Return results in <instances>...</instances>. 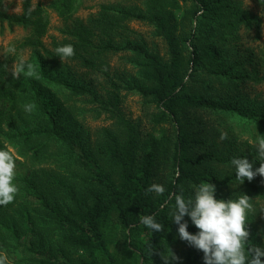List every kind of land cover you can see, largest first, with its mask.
Here are the masks:
<instances>
[{
    "label": "trees",
    "instance_id": "1",
    "mask_svg": "<svg viewBox=\"0 0 264 264\" xmlns=\"http://www.w3.org/2000/svg\"><path fill=\"white\" fill-rule=\"evenodd\" d=\"M257 1L264 12V0ZM80 7V0L51 1L49 9L70 24L63 39L47 49L42 38L48 15L40 7L31 10L30 0H22L21 13L11 15L0 0V24L29 29L21 45L36 59L32 77L8 76L0 65V150L11 146L33 169L13 178L19 191L12 203L0 206V253L7 255V264H146L165 253L168 237L178 233L170 215L174 196L183 191L188 198L203 182L215 185L216 199H237L240 193L252 199L245 223L251 243L264 247L253 216L255 201H264V178L240 184L234 169L228 176L202 169L236 157L235 148L219 146L217 127L202 114L264 136V107L211 98L194 84L199 71L249 80L236 69L242 62L228 63L233 55L227 44L237 40L240 29L259 40L264 16L233 0H143L142 7L102 4L85 24L73 18ZM134 21L153 28L167 59L144 40L131 38L128 24ZM68 44L75 55L60 60L55 50ZM117 54L128 57L129 71L110 70L108 59ZM71 65L100 75L103 83L76 78ZM128 94L154 107L152 130L123 115L120 106ZM29 103L36 105L31 114L24 111ZM89 113L114 121L94 141L80 128ZM251 163L260 166L253 158ZM152 184L163 185V195L146 194ZM147 215H154L164 231L146 228L140 216ZM184 221L189 233L198 232L189 217ZM184 264H204L203 253L192 248Z\"/></svg>",
    "mask_w": 264,
    "mask_h": 264
},
{
    "label": "rangeland",
    "instance_id": "2",
    "mask_svg": "<svg viewBox=\"0 0 264 264\" xmlns=\"http://www.w3.org/2000/svg\"><path fill=\"white\" fill-rule=\"evenodd\" d=\"M31 10L41 8L44 14L48 15L49 26L47 33L42 38V42L47 49H52V43L54 40L61 41L63 39L62 32L66 29L68 24L62 21L52 10L49 9V4L52 0H30ZM81 7L74 14V19H79L83 23H88L91 19H94L98 12L99 6L102 4H122V5H137L142 7L143 0H80ZM239 1L243 7L255 12L261 16H264L263 7L257 0H233ZM3 9L11 15H18L22 11V0H3ZM128 28L133 32L131 38L135 40H144L148 47L158 53L163 59H167V50L163 40L155 35L153 28L147 24L141 22H130ZM29 29H24L21 26L9 27L6 23L0 24V65L5 67V71L8 76H14L13 72L16 65L23 60L25 64H34L36 59L33 51L29 47H22L24 39L29 36ZM14 47L15 52L9 53L8 48ZM227 49L233 55L228 60V63L233 64L236 62H242L237 66V70L250 76L249 80H225L223 78H214L204 73H197L194 84L201 89L202 93L208 97L223 99L227 101H233L240 105L250 106L253 109L262 110L264 107V24L262 28L261 38L259 40L254 39L253 32H247L244 29H240L237 33V40H229ZM110 70L118 71L119 73L124 70H130L128 57L124 54H117L110 56L108 59ZM71 72L76 78H82L87 81H92L93 85L103 83V79L100 75L87 73L83 69L76 68L71 65ZM131 74V73H130ZM87 109L91 108V105H86ZM123 115L133 121H137L140 127L144 131L152 130L151 115L154 113V107L148 105L144 100L134 94H128L125 96L123 103L120 106ZM203 118L210 124L217 127L219 134H215L216 142L220 147L226 148L230 146L234 149L233 154L237 158H241L239 155L244 156L252 155L253 159H256V145L258 142V132L253 136H250L247 130L241 131L238 129L236 123L231 122L230 119L222 118L219 115L212 113L202 114ZM114 121L107 115H103L100 118H95L93 114H86V118L80 122L81 129L91 136L92 141L95 140L96 134L104 129L113 125ZM220 124V125H219ZM232 125V127L228 125ZM227 127L232 128L228 132ZM227 134V139L221 140L222 134ZM226 145V146H224ZM8 151L13 154L16 168L14 170L13 178L26 177L30 175L31 169L29 163L25 162L21 158L17 151L11 146H7ZM250 158H246L251 163ZM260 161L257 160V164ZM202 169L207 173L214 175H230L233 171V167L228 163L226 164H207L202 166ZM235 186L228 190H232ZM253 216L257 227V240L262 245L264 241V201H255ZM164 247L165 253H161L157 258H153L146 262V264H164L161 257H168V248L178 257L175 262L170 264H184L185 257L190 247L187 242L182 241L178 233H173L168 237ZM201 255V253H198Z\"/></svg>",
    "mask_w": 264,
    "mask_h": 264
},
{
    "label": "clouds",
    "instance_id": "3",
    "mask_svg": "<svg viewBox=\"0 0 264 264\" xmlns=\"http://www.w3.org/2000/svg\"><path fill=\"white\" fill-rule=\"evenodd\" d=\"M57 57L60 60L70 59L75 55L71 44L58 47ZM9 53L15 52L14 47L8 48ZM21 72L28 77L36 74L32 64L21 60L15 67L13 75L18 78ZM36 109L34 103L24 106V111L31 114ZM256 159L260 161L259 168L254 169L248 159L232 158L229 163L235 170V178L242 184L245 180L251 182L256 176L264 178V136L258 135ZM227 134L220 139H227ZM16 163L10 151L0 150V206H6L14 201L19 188L13 183ZM216 187L210 182L193 186V195L186 198L183 191L174 196V208L170 212L172 223L176 224L178 236L190 247L203 253L204 264H264V247L251 243L250 230L245 223L246 212L253 210L251 200L240 193L237 199H216ZM154 192L163 195L165 188L161 184H152L146 194ZM187 216L198 229L196 234L187 231ZM141 223L153 232L164 231V226L158 223L154 215L140 216ZM168 257H161L164 264L175 262L178 257L168 248ZM0 264H7V255L0 253Z\"/></svg>",
    "mask_w": 264,
    "mask_h": 264
}]
</instances>
